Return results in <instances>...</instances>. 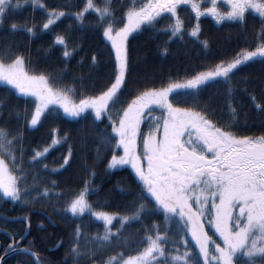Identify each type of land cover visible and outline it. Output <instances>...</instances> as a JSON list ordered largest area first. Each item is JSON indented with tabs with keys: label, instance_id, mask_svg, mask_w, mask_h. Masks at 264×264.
<instances>
[{
	"label": "snow or ice",
	"instance_id": "6c2138e0",
	"mask_svg": "<svg viewBox=\"0 0 264 264\" xmlns=\"http://www.w3.org/2000/svg\"><path fill=\"white\" fill-rule=\"evenodd\" d=\"M25 7L42 10L45 18L30 26L18 24L14 14ZM69 7H49L45 0H0V31L7 27L12 33L24 31L30 37L52 31L66 17L73 18L84 31L85 13H95L96 23L91 27L110 42L115 65L109 84L89 95L82 90L83 78L65 83L58 74L31 68L33 62L26 52L11 45L0 49V84L6 94L33 98L24 101L32 107L23 110L0 99V197L27 205L65 195L54 180L48 182L50 187L34 186L38 177L23 166L22 129L9 130L10 119L23 120L33 129L53 114L86 120L90 113L94 121H107L100 140L107 146V168L130 165L141 191L129 213L105 211L108 205L101 203L99 189L93 186L95 172L89 171L91 179L83 180L81 188L68 194L62 212L80 219L85 214L94 217L102 222L104 231L90 236L86 229L74 225L67 253L73 264H264V135H239L232 130L240 126L237 118L241 114L232 99L237 91L245 93L253 108L264 113V85L258 99L248 90L247 77L237 79L249 62L257 58L264 62V0H84L79 11H65ZM187 9L195 19L190 28L181 16ZM250 11L259 17L253 45L192 68L182 78L168 76L126 94L130 84L139 83L132 77L129 60V38L134 33L155 30L170 40L187 35L208 50L209 41L200 39L201 17L210 16L217 24L244 26ZM165 20L168 23L159 27ZM69 43L65 35L53 37L65 59L76 51ZM91 62L95 66V55ZM213 84L226 86L231 123H221L216 110L200 99ZM57 131L53 129L49 144L33 150L29 168L41 164L47 170L44 160L49 151L67 144V133L61 138ZM71 158L68 145L62 162L51 172L58 173ZM153 216L162 219L157 222ZM146 219L150 221L147 224ZM23 220L29 229V218ZM134 224L141 225L142 236H130L127 230ZM62 245L60 241L57 247ZM129 247L135 254L126 255ZM5 250L30 255L33 264H41L38 253L20 248L11 234Z\"/></svg>",
	"mask_w": 264,
	"mask_h": 264
},
{
	"label": "trees",
	"instance_id": "16d2710c",
	"mask_svg": "<svg viewBox=\"0 0 264 264\" xmlns=\"http://www.w3.org/2000/svg\"><path fill=\"white\" fill-rule=\"evenodd\" d=\"M97 3L100 0H96ZM127 3V0H120ZM139 2V0H138ZM49 7L69 5L65 11H79L84 0H45ZM114 6L115 3H114ZM84 24L86 30L81 31L73 18H62L52 31H39L35 37H30L24 31L10 32L7 27L0 31V49L11 45L13 48L22 50L28 54L32 60L31 68L40 71L51 72L54 75L63 77L65 83H73V78H83V91L87 94H94L97 90L105 87L111 81L114 74V54L102 32L95 30L92 25L96 23V15L93 12L85 13ZM182 18L185 20V27L190 28L195 23L194 13L190 9L182 11ZM45 18L42 10L25 7L14 14V21L18 24L27 22L39 23ZM168 23L163 21L159 27H164ZM201 37L209 41V49H202L201 45L194 38L187 35L183 39L173 37L169 39L167 34L155 30L134 33L129 38V60L132 68V77L139 83L130 84L126 89V94L134 87L151 85L158 83L159 80L171 76L173 79L182 78L186 71L198 68L203 64H209L218 58H227L235 54L240 48L254 44V37L259 29L258 14H248L247 23L240 26L234 22H224L217 24L210 16L200 18ZM55 34L65 35L70 39L69 48L75 47L73 56L65 59L62 56V48L53 44ZM165 49L167 51L165 52ZM95 55L97 62L92 65L91 56ZM240 77H247L250 81L248 90L259 99L260 88L264 85V62L260 58L249 62L242 67L238 74ZM0 99L11 107L16 105L19 109H30L31 103L25 104L24 101H31V97H23L13 93L11 96L6 94V88L0 84ZM200 99L208 102L217 112L216 119L221 123H231L227 108L228 93L226 86L213 84L206 88ZM233 106L237 108L239 127L232 130L239 135L260 136L264 135V113L254 109L247 95L237 91L232 97ZM237 101L239 103H237ZM7 116V112H5ZM88 119L81 120L70 118L61 114L59 117L50 115L44 119L41 125L36 128H28L23 120L16 121L14 118L8 121L9 130L22 129V141L24 148V167L26 171H31L38 177L34 186L50 187L49 181H56L59 185L58 191L62 190L65 195L62 198L50 197L48 199H38L25 205L20 202H13L10 199L0 197V213L7 216H28L31 222V231L27 237V246L32 251L38 253L42 264H73L71 257L68 256V248L74 225L78 224L87 230L88 235L103 233L102 222L87 214L82 219L62 212L65 200L72 190L82 187V181L91 179L89 171L95 172L93 186L99 189V199L101 203L107 204L105 211L129 213L130 207L137 201L140 195L141 185L134 172L128 168L111 170L107 168L106 160L109 158L107 146L100 144L103 136L102 130L107 121H94V116L90 113ZM53 129L58 130L57 135L63 137L67 133V144L57 145L51 149L44 160L48 165L45 170L41 164H33L31 168L28 161L33 150L40 149L50 143ZM146 130V129H145ZM72 147V158L69 165L61 169L58 173H52L51 169L57 168L62 162L61 158L67 152V147ZM99 149V152H97ZM28 183L33 184L29 178ZM122 189V190H121ZM90 200H97L96 196H90ZM146 206L151 207L146 202ZM36 210L43 211L49 215L54 224ZM64 218H61V217ZM153 220L159 222L162 216H153ZM145 220V224L149 223ZM116 223L115 221L113 222ZM0 226L10 229L14 223L0 219ZM45 227L40 228L39 225ZM19 236L25 231V224H22ZM141 225L134 224L127 231L132 237L142 236L139 231ZM211 234V232H210ZM4 246L6 239L0 236ZM63 241V245L57 247L58 242ZM178 247V245H177ZM118 251L122 249H117ZM0 251V256H1ZM114 254V253H109ZM127 254H135L129 250ZM20 260H29L33 263L30 255L19 256ZM18 257H10L3 264H16Z\"/></svg>",
	"mask_w": 264,
	"mask_h": 264
},
{
	"label": "flooded vegetation",
	"instance_id": "af4514ba",
	"mask_svg": "<svg viewBox=\"0 0 264 264\" xmlns=\"http://www.w3.org/2000/svg\"><path fill=\"white\" fill-rule=\"evenodd\" d=\"M7 199V198H6ZM9 200V199H8ZM1 215H2V213H0ZM12 217V216H11ZM0 219H2V218H0ZM3 220V219H2ZM7 222H9V221H7ZM49 222V221H48ZM12 223H14L13 225H11L10 226V229H7V228H3L2 226H0V231H4V232H7V233H9V234H11L13 237H16L17 238V240L19 241V247L20 248H28V246H27V237H28V235L30 234V232H29V234L25 237V238H23V240H19V237L20 236H24L25 235V233H26V231H27V229H25V231L23 232V234H21L20 236H19V233H20V231H21V229H22V224H25L24 223V221H15V222H12ZM1 225V224H0ZM43 227H45V225L44 224H40L39 225V227L40 228H43ZM30 231H31V227H30ZM0 236H4L6 239H4L3 238V240L5 241V246H4V244H3V242H2V240H1V238H0V251L2 252L1 253V256H4V255H6V254H8V253H10V252H12V251H6L5 249H6V247H7V244L9 243V235H7V234H5V233H0ZM21 255H24V253H22V252H18V253H14L13 255H10L7 259H9L10 257H18V259H17V263L16 264H33V263H31L29 260H25V261H23L22 262V260H20L21 258H19V256H21ZM6 259V260H7ZM5 260V261H6ZM4 261V262H5ZM3 262V263H4ZM2 263V264H3Z\"/></svg>",
	"mask_w": 264,
	"mask_h": 264
},
{
	"label": "water",
	"instance_id": "95a60500",
	"mask_svg": "<svg viewBox=\"0 0 264 264\" xmlns=\"http://www.w3.org/2000/svg\"><path fill=\"white\" fill-rule=\"evenodd\" d=\"M36 212H39L40 214H43L52 224H54L53 219L49 215H47L43 211H39V210H37ZM23 217H25V216L11 217V216H5V215H1L0 214V218H2L3 220L9 221V222L24 221ZM29 232H30V228L27 229V231H26L25 235L23 236V238H25L29 234ZM0 233H5V234L9 235V233L4 232V231H0ZM14 253H18V251H12V252L4 255L3 256L4 260L0 261V264H2L10 255H13Z\"/></svg>",
	"mask_w": 264,
	"mask_h": 264
},
{
	"label": "rangeland",
	"instance_id": "374dc122",
	"mask_svg": "<svg viewBox=\"0 0 264 264\" xmlns=\"http://www.w3.org/2000/svg\"><path fill=\"white\" fill-rule=\"evenodd\" d=\"M32 98V97H31ZM156 115H159V112H157L156 113ZM71 118V117H70ZM125 167H128V168H130L131 169V166L130 165H125V166H123V167H121V168H125ZM118 169H120V168H118ZM111 170H116V169H111ZM132 170V169H131ZM133 172H134V170H132ZM135 174V173H134ZM210 234V233H209ZM211 235V234H210Z\"/></svg>",
	"mask_w": 264,
	"mask_h": 264
}]
</instances>
